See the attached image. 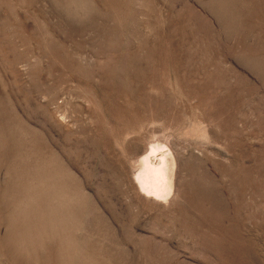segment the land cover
Returning a JSON list of instances; mask_svg holds the SVG:
<instances>
[{
    "label": "rangeland",
    "instance_id": "1",
    "mask_svg": "<svg viewBox=\"0 0 264 264\" xmlns=\"http://www.w3.org/2000/svg\"><path fill=\"white\" fill-rule=\"evenodd\" d=\"M0 264H264V0H0Z\"/></svg>",
    "mask_w": 264,
    "mask_h": 264
},
{
    "label": "bare ground",
    "instance_id": "2",
    "mask_svg": "<svg viewBox=\"0 0 264 264\" xmlns=\"http://www.w3.org/2000/svg\"><path fill=\"white\" fill-rule=\"evenodd\" d=\"M158 157L159 155L153 154L143 159V171L139 176V180L142 183L141 186L144 185L149 190L157 187V184L164 177V173L168 170L165 159L160 158L158 160Z\"/></svg>",
    "mask_w": 264,
    "mask_h": 264
}]
</instances>
